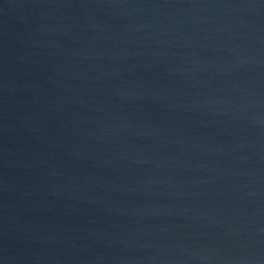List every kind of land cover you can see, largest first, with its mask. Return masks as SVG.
<instances>
[{"label": "water", "instance_id": "obj_1", "mask_svg": "<svg viewBox=\"0 0 264 264\" xmlns=\"http://www.w3.org/2000/svg\"><path fill=\"white\" fill-rule=\"evenodd\" d=\"M0 264H264V0H0Z\"/></svg>", "mask_w": 264, "mask_h": 264}]
</instances>
